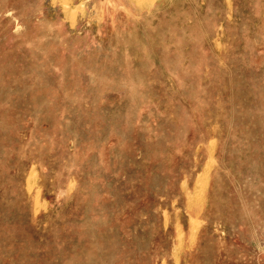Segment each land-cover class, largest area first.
Listing matches in <instances>:
<instances>
[{
  "label": "rangeland",
  "instance_id": "obj_1",
  "mask_svg": "<svg viewBox=\"0 0 264 264\" xmlns=\"http://www.w3.org/2000/svg\"><path fill=\"white\" fill-rule=\"evenodd\" d=\"M0 264H264V0H0Z\"/></svg>",
  "mask_w": 264,
  "mask_h": 264
}]
</instances>
